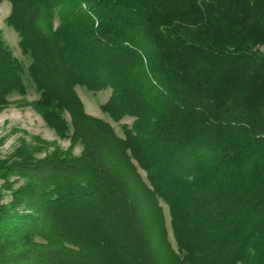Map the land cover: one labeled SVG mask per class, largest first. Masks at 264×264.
I'll return each mask as SVG.
<instances>
[{
    "label": "trees",
    "instance_id": "1",
    "mask_svg": "<svg viewBox=\"0 0 264 264\" xmlns=\"http://www.w3.org/2000/svg\"><path fill=\"white\" fill-rule=\"evenodd\" d=\"M8 1L31 61L0 31V111L71 148L0 159V264H264V0Z\"/></svg>",
    "mask_w": 264,
    "mask_h": 264
},
{
    "label": "rangeland",
    "instance_id": "2",
    "mask_svg": "<svg viewBox=\"0 0 264 264\" xmlns=\"http://www.w3.org/2000/svg\"><path fill=\"white\" fill-rule=\"evenodd\" d=\"M233 6L235 8H237V6L245 8L247 5ZM10 12L11 2L8 0L1 2L0 31L5 41L12 49L13 54L23 63L24 67L27 68L31 60L21 51L18 32L6 22V18ZM246 18L248 20L253 19L258 25H264V17H261L260 15L253 14V16H247ZM58 23L59 20L56 19L55 24L58 25ZM259 48L264 50V44L260 45ZM25 79L26 82L29 83L26 75ZM76 90L84 103L85 111L89 115L108 121L114 127L119 136H124L123 124L131 125L133 117L125 116L120 121H116L101 108V105L108 100L111 94L110 87L94 92L88 90L85 86L78 85ZM39 96L40 94L35 87L30 86L25 95L15 93L10 95L9 98L12 101L21 98H25L27 101H33L39 98ZM65 118L68 121L71 119L68 113H65ZM70 148V137L60 136L55 129L45 121L41 113H39L32 105L12 102L0 111V159L13 161L20 159L27 153L33 154L37 159H42L48 157V155L56 150L64 152ZM81 151V144H77L72 149L74 155H80ZM142 173L144 174V172ZM1 182L2 180L0 183ZM10 199V194H7L4 201H9Z\"/></svg>",
    "mask_w": 264,
    "mask_h": 264
}]
</instances>
